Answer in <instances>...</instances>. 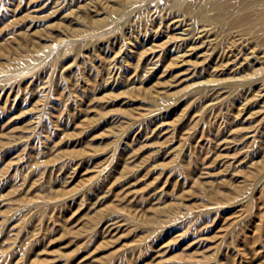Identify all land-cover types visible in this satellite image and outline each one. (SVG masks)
Listing matches in <instances>:
<instances>
[{
    "label": "rangeland",
    "instance_id": "374dc122",
    "mask_svg": "<svg viewBox=\"0 0 264 264\" xmlns=\"http://www.w3.org/2000/svg\"><path fill=\"white\" fill-rule=\"evenodd\" d=\"M192 1L0 0V264H264V0Z\"/></svg>",
    "mask_w": 264,
    "mask_h": 264
},
{
    "label": "bare ground",
    "instance_id": "6f19581e",
    "mask_svg": "<svg viewBox=\"0 0 264 264\" xmlns=\"http://www.w3.org/2000/svg\"><path fill=\"white\" fill-rule=\"evenodd\" d=\"M172 1L175 6L176 5L180 6L184 2V0H172ZM255 1H260V0H203L202 3H205L204 10L198 8V3L196 1H192L188 3L187 5L185 4L184 8L186 9L187 12L197 10V15L206 20L222 21L223 19L228 17L227 15L230 12H232L233 7H236V6L237 7H241V6L249 7ZM161 10L162 9H159L158 7L151 8L150 13H151L152 18H154V20H157L158 16L160 15ZM259 18H264V8L261 10V14L259 15ZM185 20L186 19H184L183 17L182 18L178 17V15L176 17H172L167 20L165 25L168 28H172V31H173L172 32L173 36L170 37V39L175 38V40H177V41H174L173 43H175V46L177 49L181 48L182 50H184L181 53L182 55L190 56V55L196 54L197 56H199L201 54L199 53V51H197L199 48H202L203 46L206 48H209L210 44L208 42L210 40L209 37L211 36L212 31L208 27L206 28L204 25H200L195 30L193 35L190 34L191 36H186L184 33L180 32L179 30L181 28L180 24L182 25ZM233 20L245 21L247 23H251L253 20H255V18L247 14V15H241V16L237 15L234 17ZM248 26L251 27L252 25L248 24ZM207 38L209 39L208 41H207ZM164 53L165 51H162V49L155 50L153 54H150L148 61L150 59H152L153 61V59L155 58L159 60L158 58H160ZM156 64L158 63L154 62L153 65L149 66V68L150 67L153 68L154 66H156ZM231 67L232 65L227 66L228 69Z\"/></svg>",
    "mask_w": 264,
    "mask_h": 264
}]
</instances>
